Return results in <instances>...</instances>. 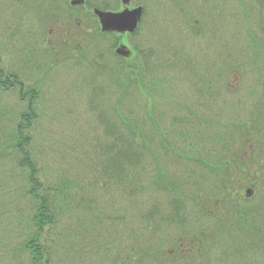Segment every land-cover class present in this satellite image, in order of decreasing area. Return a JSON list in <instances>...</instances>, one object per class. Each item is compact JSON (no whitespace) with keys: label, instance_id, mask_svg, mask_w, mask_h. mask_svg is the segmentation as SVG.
Segmentation results:
<instances>
[{"label":"rangeland","instance_id":"obj_1","mask_svg":"<svg viewBox=\"0 0 264 264\" xmlns=\"http://www.w3.org/2000/svg\"><path fill=\"white\" fill-rule=\"evenodd\" d=\"M73 1L86 4L82 7L72 6ZM122 1L0 0V70L16 75L23 83L25 93H36L32 106L34 119L31 120L33 124L29 134L33 137L31 151L37 155L35 159L41 171L40 181L55 187L69 185L73 193L81 185L92 191L95 197L105 198L102 203L108 204V213L119 217L125 213L127 203L116 192L111 191L112 194L110 186L106 187V191L89 188V181L96 175L90 170V164L95 159L93 140L104 139L106 134L103 126L106 124H101L99 111H105L107 106L114 107L119 95L116 87L109 88L108 77L111 76L112 67L99 68L104 66L103 63L110 66L114 61L122 60L130 61L138 68L140 59L136 55L137 50L150 52L153 48L156 53L149 68H156L150 71L146 79L151 89L144 88L149 92L152 88L156 91L151 92V97H139L140 105L155 106L154 114L162 113L167 123L173 118H188L191 111L197 114L196 121L202 119V124L194 130L196 134H172L176 141L181 137L194 144L201 142L197 138L202 136L199 148L196 146L198 150L188 151L183 143L178 146L181 156L176 158L179 161V175L192 173L195 179H202L206 175V168H198V160L209 158L214 150L218 152L225 143H230L231 153H235L244 163L243 166L237 165L245 175L244 179H240L241 194L246 196V192L252 190L249 203L253 206L260 204L264 199V182L260 181L264 179V152L260 155L261 165L258 166L252 158L257 154L253 147L254 140L252 144L244 140L231 143L223 127L229 122L246 124L248 121L238 110L237 113L224 111V106L240 108L246 104L249 107L246 97H253L255 91L252 88H258L256 76L229 71L226 77L217 75L216 85L211 78V74L215 76L218 69L231 64L230 61H223L224 56L220 58L217 52L221 51L225 40L229 43L241 40L246 46L245 19H237L230 36L224 38L221 29L215 36L216 25L214 35L211 32L212 13L208 10H216L212 14L216 17L220 6L218 0L215 3L214 0H133L132 7L143 9L142 24L138 30L120 40L102 38L98 18L92 16L96 8L90 9L88 4L100 6L106 3L109 11H119L123 7ZM56 6L59 7L57 11L53 9ZM227 9L240 13L238 17L244 10L236 1L229 4ZM195 17L199 19V24L192 29L195 21L191 22L189 18ZM239 21L243 22L242 31ZM118 44H125L131 52L130 58H118L115 52H111L112 47ZM141 68L144 70L143 60ZM142 69L136 70L135 75H140ZM129 74L133 72L129 71ZM207 75L211 79V97L206 93L201 95L204 87L201 79H206ZM98 89L100 95H108V99L104 100V104L99 103L102 107L96 113L92 112L89 97ZM216 90L220 93L216 94ZM137 93L138 90L133 92ZM26 105L20 103L17 90L0 95V134L11 135L14 132L16 124L21 122L20 114L30 113ZM138 113L140 116L144 114ZM234 135L236 139L240 134ZM8 137L4 142L0 136V180L4 179L0 186V264H21L22 259L25 261V255L22 256L19 250L28 237L31 205L23 197L20 186L22 182L25 184V173L10 153ZM190 157L197 165L191 163ZM84 179L86 181H82ZM123 220L127 219L124 217ZM92 226L81 227L76 219L66 217L51 234L54 240L51 242L55 252L54 264H105V248L102 259L95 252L100 229L94 224ZM86 229L88 236L84 238ZM88 242L92 245L91 249Z\"/></svg>","mask_w":264,"mask_h":264},{"label":"trees","instance_id":"obj_2","mask_svg":"<svg viewBox=\"0 0 264 264\" xmlns=\"http://www.w3.org/2000/svg\"><path fill=\"white\" fill-rule=\"evenodd\" d=\"M218 1L220 6L216 17L212 15L216 10H208L212 13V35L216 25L215 36L221 29L223 37H229L237 19H245L246 46L241 40L231 43L225 40L221 51L217 52L220 58L224 56L223 61L231 64L218 69L215 76L211 74L213 84L216 85L218 74L226 77L229 71L241 75L251 73L258 82V88H252L254 96L246 97L249 107L246 104L240 108L224 106V111L237 113L238 110L248 120L246 124L229 122L223 127L231 143L244 140L252 144L254 140L257 154L252 158L259 166L260 155L264 152V0ZM234 1L244 8L241 17H238L240 13L227 9ZM88 5L90 9L110 10L106 3ZM92 16L96 18L93 13ZM189 21H195L192 29L197 28L198 18H189ZM238 24L242 31L243 22ZM205 42L207 44L208 39ZM137 51L140 59L138 68L125 60L114 61L110 66L103 63L104 66L99 68L112 67L108 77L109 88L116 87L119 94L114 107L107 106L105 111H99L102 107L99 103L104 104L108 99V95H100V89L89 97L92 112L97 113L98 110L101 124H106L103 125L106 134L104 139L93 140L95 159L90 170L96 175L87 183L90 189L105 191L110 186V192H116L127 203L121 217L106 211L108 204L102 203L105 202L104 197H95L92 191L79 184L73 193L69 185L55 187L40 181L41 171L35 159L37 155L31 151L33 137L29 134L36 93H25L23 83L16 75L0 70V95L17 90L20 103H26L30 110V113L20 114L21 122L16 124L11 135L0 134L4 142L9 136L10 153L25 173V184L22 182L20 188L31 205L28 237L19 250L22 256L25 255L21 264L22 261L23 264H54L51 234L68 216L76 219L81 227L94 224L100 229L95 252L102 259L105 248V264H264V199L253 206L248 197L242 196L240 179L245 175L237 165L243 166L244 163L231 153V144L225 143L209 158L198 160V168H206L202 179H195L192 173L179 175L176 158L181 156L178 146L183 143L188 151L198 150L196 146L199 148L202 136L197 138L201 142H195V145L181 137L176 141L172 134H196L194 130L202 124V119L196 121L197 114L191 111L188 118H173L167 123L162 113L154 114L155 106L140 105L139 97H151L156 91L152 88L149 92L144 88L148 87L146 79L150 71L156 68H149L156 52L153 48L150 52L144 49ZM142 60L144 70L141 68ZM140 69L143 70L141 74L135 75V71ZM129 71L133 74L130 75ZM210 81L209 75L201 79L204 85L202 96L206 93L211 97ZM136 90L138 93L133 94ZM216 91V94L220 93ZM137 110L144 114L140 116ZM234 134H240L239 138L235 139ZM190 158L191 163L197 165L194 158ZM3 180H0V186ZM260 181L264 182V179ZM124 217L127 220H123ZM87 236L86 229L84 238ZM89 245L91 249L92 245Z\"/></svg>","mask_w":264,"mask_h":264},{"label":"water","instance_id":"obj_3","mask_svg":"<svg viewBox=\"0 0 264 264\" xmlns=\"http://www.w3.org/2000/svg\"><path fill=\"white\" fill-rule=\"evenodd\" d=\"M133 0H123L122 3L126 7ZM83 4V1H73L72 6H78ZM142 8H136L132 11L125 8L120 13L105 12L96 9L94 15L98 18L101 30L103 33H117L134 34L142 19ZM117 53L125 58H130L131 52L127 48L123 47L117 51ZM253 195L252 190L246 192V196L249 198Z\"/></svg>","mask_w":264,"mask_h":264},{"label":"flooded vegetation","instance_id":"obj_4","mask_svg":"<svg viewBox=\"0 0 264 264\" xmlns=\"http://www.w3.org/2000/svg\"><path fill=\"white\" fill-rule=\"evenodd\" d=\"M57 1H59L60 2V0H57ZM52 2H53V0H52ZM134 2L133 1H131L126 7L123 5V7H122V9L121 10H119V11H109V12H113V13H120V12H122L125 8H127L128 10H130V11H132V10H134V9H136V8H140V7H132V4H133ZM82 6H85V3H83V4H81V5H78V7H82ZM53 9L54 10H59V7L58 6H56V7H53ZM140 24H142V19H141V22L139 23V26H140ZM138 26V27H139ZM79 27H80V25H79ZM98 28H99V30L101 31V33L102 34H105V35H103L102 36V38H107V37H114V38H117V39H122V38H125V37H129V36H132L133 34H130V33H125V34H123V35H121V34H117V33H103L102 32V30H101V26L99 25V20H98ZM138 30V29H137ZM125 44H118V45H116V46H114V47H112V50H111V52H115V56L116 57H118V58H121V57H123V56H121V55H119L118 53H117V51L119 50V49H121V48H123V47H125L124 46ZM126 48V47H125Z\"/></svg>","mask_w":264,"mask_h":264}]
</instances>
